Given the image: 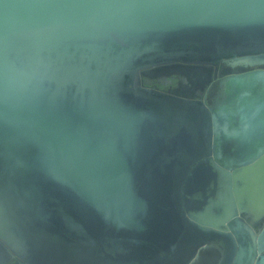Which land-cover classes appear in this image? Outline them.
Returning <instances> with one entry per match:
<instances>
[{
	"label": "water",
	"instance_id": "95a60500",
	"mask_svg": "<svg viewBox=\"0 0 264 264\" xmlns=\"http://www.w3.org/2000/svg\"><path fill=\"white\" fill-rule=\"evenodd\" d=\"M171 62L240 71L210 103L124 76ZM205 247L264 264V0H0V264Z\"/></svg>",
	"mask_w": 264,
	"mask_h": 264
},
{
	"label": "rangeland",
	"instance_id": "374dc122",
	"mask_svg": "<svg viewBox=\"0 0 264 264\" xmlns=\"http://www.w3.org/2000/svg\"><path fill=\"white\" fill-rule=\"evenodd\" d=\"M124 76H129L132 78L133 83H138V77H132V74H124ZM157 76L158 89H165L168 87L169 92L180 95L189 96L194 95L197 92L202 93L205 91L206 84L211 80H214L210 70H201L199 68H193L190 66L186 67H165L160 71H155L153 74L150 73L148 78ZM216 80L213 82L215 83ZM199 86V89L192 93L195 86ZM202 87V88H200ZM202 89H204L202 91ZM221 257V251L214 247L202 248L197 258L192 262V264H217Z\"/></svg>",
	"mask_w": 264,
	"mask_h": 264
},
{
	"label": "flooded vegetation",
	"instance_id": "af4514ba",
	"mask_svg": "<svg viewBox=\"0 0 264 264\" xmlns=\"http://www.w3.org/2000/svg\"><path fill=\"white\" fill-rule=\"evenodd\" d=\"M79 60V57H75V59L71 60L72 62H76ZM60 63H57V65ZM55 65V64H53ZM168 67H174V66H179V67H186V66H190L193 68H199L201 70H210L212 73V77L214 78V80L217 81V79L224 75L225 73L229 72V71H236V68L239 69L238 66L234 67L232 65H227L224 63H217V64H189V63H181V62H171V63H165V64H159V65H155L154 67H152L149 71H144L143 73H140L137 75V79H138V83H136L139 87H145L149 90H154L160 93H167V94H173L171 92H169L168 87H166L165 89H158V81H157V76H153V77H146L148 76L150 73H154L155 71H160L161 69H164L165 66ZM240 71V69L238 70ZM214 80H211L205 88V92L204 95L206 97L205 101L207 103H210L212 101V96L215 93L217 86H216V81L215 83L213 82ZM160 87V86H159ZM69 88H74V85L69 86ZM199 89V86H195V88L192 90V93H195L197 90ZM176 95V94H174Z\"/></svg>",
	"mask_w": 264,
	"mask_h": 264
}]
</instances>
